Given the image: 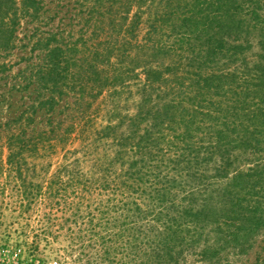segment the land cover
Masks as SVG:
<instances>
[{
  "label": "rangeland",
  "instance_id": "obj_1",
  "mask_svg": "<svg viewBox=\"0 0 264 264\" xmlns=\"http://www.w3.org/2000/svg\"><path fill=\"white\" fill-rule=\"evenodd\" d=\"M81 1L42 0L0 56V264H254L264 229L253 245L237 247L214 223V214L225 222L233 197L246 196L232 184L237 175L250 180L260 164L252 147H230L235 135L228 132L224 150L206 122L188 140L193 150H182L184 127L175 115L154 127L152 116L142 121L140 134H150L136 149L129 126L141 101L136 83L103 91L80 117L70 85L59 94L40 81L48 38L64 47L77 42L79 60L89 53L83 39L95 20ZM260 53L256 42L247 52L252 60ZM182 238L195 242L186 246ZM168 243L175 257L158 256ZM206 248L216 254L203 258Z\"/></svg>",
  "mask_w": 264,
  "mask_h": 264
},
{
  "label": "trees",
  "instance_id": "obj_2",
  "mask_svg": "<svg viewBox=\"0 0 264 264\" xmlns=\"http://www.w3.org/2000/svg\"><path fill=\"white\" fill-rule=\"evenodd\" d=\"M41 3L0 0V56L14 47L20 19L38 14ZM80 4L87 6L89 20H95L90 38L83 39L85 45L90 42L89 53L79 60L77 42L64 47L55 36L48 38L40 81L59 94L63 85H70L80 117L103 91L119 92L118 86L123 90L136 83L141 101L129 121L136 149L150 134L148 128L140 134L142 121L152 116L154 127L160 117L165 122L175 115L184 127L179 137L182 150H193L188 140L198 124L206 122L205 129L215 134L224 150L228 132L235 135L230 147H252L260 164L252 168L250 180L237 175L232 184L235 194L244 191L246 196L233 197L225 222L214 214L218 217L214 223L217 232L225 233V243L253 245L251 239L264 229V0H83ZM100 35L102 40L94 43ZM254 42L261 48L258 60L247 54ZM161 100L162 105L156 104L160 108H153L152 103ZM50 101L52 107L57 103L54 97ZM73 129L71 124L65 132ZM112 129L106 126L103 135L109 136ZM125 140L120 138V149L127 145ZM123 151L127 149L119 152ZM181 240L186 246L195 242V238ZM260 242L254 264H264V238ZM174 248L163 244L157 255L174 258ZM214 254L206 248L202 256Z\"/></svg>",
  "mask_w": 264,
  "mask_h": 264
}]
</instances>
